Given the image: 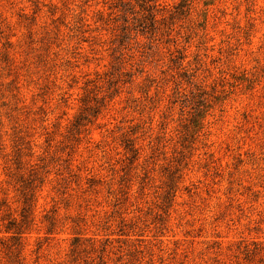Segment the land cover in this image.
I'll return each instance as SVG.
<instances>
[{
    "label": "rangeland",
    "instance_id": "1",
    "mask_svg": "<svg viewBox=\"0 0 264 264\" xmlns=\"http://www.w3.org/2000/svg\"><path fill=\"white\" fill-rule=\"evenodd\" d=\"M0 264H264V0H0Z\"/></svg>",
    "mask_w": 264,
    "mask_h": 264
}]
</instances>
